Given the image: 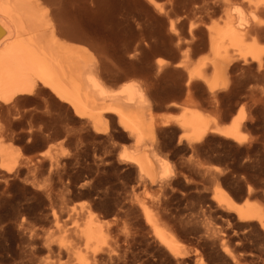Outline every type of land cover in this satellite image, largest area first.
Masks as SVG:
<instances>
[{
  "label": "rangeland",
  "instance_id": "374dc122",
  "mask_svg": "<svg viewBox=\"0 0 264 264\" xmlns=\"http://www.w3.org/2000/svg\"><path fill=\"white\" fill-rule=\"evenodd\" d=\"M153 1L166 12L148 0H52L49 6L60 31L95 52L109 86L145 81L159 117L177 116L186 103L222 124L243 113L244 143L210 133L189 145L179 141L175 124H160L157 149L175 174L162 186L149 185L133 164L120 162L134 140L115 119L107 133H96L54 97H24L19 110L0 116L22 156L14 173L0 170V264H264V230L239 222L213 200L220 186L236 202L264 208V70L259 77L233 71L228 88L216 95L199 79L188 84L184 64L177 65L187 52L190 68L209 54L206 29L220 22L224 0ZM259 17L264 20V11ZM191 24H197L192 34ZM48 151L57 159L53 168L40 156ZM142 203L171 228L185 257L175 258L159 243ZM88 211L107 223L99 246L78 236Z\"/></svg>",
  "mask_w": 264,
  "mask_h": 264
},
{
  "label": "bare ground",
  "instance_id": "6f19581e",
  "mask_svg": "<svg viewBox=\"0 0 264 264\" xmlns=\"http://www.w3.org/2000/svg\"><path fill=\"white\" fill-rule=\"evenodd\" d=\"M148 1L157 12H166L153 0ZM50 2L52 0H0V116L16 111L24 97L38 99L50 95L60 104L68 105L73 114L86 120L96 133H107L110 122L115 119L134 140L133 149L119 154L120 162L133 164L141 182L146 180L149 185L157 186L164 185L175 174L170 161L157 149L156 131L160 124H175L181 130L179 141L185 140L189 145L202 142L210 133L239 145L244 143L246 118L243 113L230 123L222 124L218 117L208 115L193 103H186L179 105L182 110L177 116L159 117L153 112L150 86L145 81L126 78L120 86H109L100 75L95 52L78 38L70 39L60 31L61 23L53 15ZM229 2L223 1L220 22L207 26L209 54L190 68L187 52V61L177 65L184 64L188 84L199 79L213 95L221 87L228 88L231 73L236 70L241 72L240 77L246 71H255L254 76L259 77L264 70V51L260 43L264 20L259 17L264 11V0H248L238 5ZM214 6L207 5L212 10ZM175 24L170 25L173 32H176ZM196 28L197 24H191L189 33ZM5 128L0 121V170L7 174L14 173L22 156L8 139ZM40 156H48L52 168L57 161L49 151ZM26 160L35 165L34 160ZM213 200L225 211L235 214L239 222H256L264 230V208L256 202L245 199L238 203L220 186L214 188ZM140 206L146 224L159 243L175 258L185 257L184 248L171 228L164 225L153 210L143 203ZM98 219L94 212L88 211L86 222L79 230L78 236L87 246H99L106 241L107 223ZM78 258L84 262L83 257L78 255Z\"/></svg>",
  "mask_w": 264,
  "mask_h": 264
}]
</instances>
